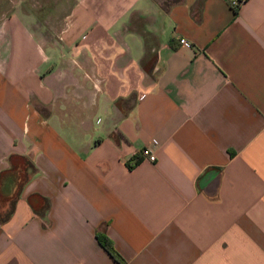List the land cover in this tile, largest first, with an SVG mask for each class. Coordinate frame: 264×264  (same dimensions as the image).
Returning <instances> with one entry per match:
<instances>
[{
	"label": "crops",
	"instance_id": "obj_1",
	"mask_svg": "<svg viewBox=\"0 0 264 264\" xmlns=\"http://www.w3.org/2000/svg\"><path fill=\"white\" fill-rule=\"evenodd\" d=\"M41 1L0 0V264H264V0Z\"/></svg>",
	"mask_w": 264,
	"mask_h": 264
},
{
	"label": "rangeland",
	"instance_id": "obj_2",
	"mask_svg": "<svg viewBox=\"0 0 264 264\" xmlns=\"http://www.w3.org/2000/svg\"><path fill=\"white\" fill-rule=\"evenodd\" d=\"M10 2H8V4L11 6L12 5V0H9ZM14 3V7L16 9H20V10H24V9H30L33 10L35 12H40V11H48L50 9V6H52V4H47L44 2H40V0H13Z\"/></svg>",
	"mask_w": 264,
	"mask_h": 264
},
{
	"label": "trees",
	"instance_id": "obj_3",
	"mask_svg": "<svg viewBox=\"0 0 264 264\" xmlns=\"http://www.w3.org/2000/svg\"><path fill=\"white\" fill-rule=\"evenodd\" d=\"M238 9V8H237ZM237 9H235L234 11L236 12ZM134 163H138L140 161V157L139 156H135L133 158ZM129 167H132V165L130 163H128ZM47 209H45L46 212ZM8 215V214H6ZM97 239L99 241V243L101 244V246L116 260H119L120 257L118 255V253L115 251L112 242L104 235V234H97Z\"/></svg>",
	"mask_w": 264,
	"mask_h": 264
},
{
	"label": "built area",
	"instance_id": "obj_4",
	"mask_svg": "<svg viewBox=\"0 0 264 264\" xmlns=\"http://www.w3.org/2000/svg\"><path fill=\"white\" fill-rule=\"evenodd\" d=\"M243 0H231L230 1V6L235 10L239 7L240 3L242 2ZM179 42L181 44H185V45H188V42L184 39V38H180L179 39ZM142 156L150 161H154L155 160V156L153 154H149L146 150H144L142 152Z\"/></svg>",
	"mask_w": 264,
	"mask_h": 264
}]
</instances>
